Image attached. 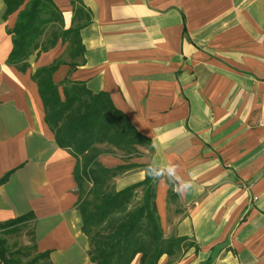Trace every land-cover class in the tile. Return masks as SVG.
Here are the masks:
<instances>
[{"label":"crops","instance_id":"1","mask_svg":"<svg viewBox=\"0 0 264 264\" xmlns=\"http://www.w3.org/2000/svg\"><path fill=\"white\" fill-rule=\"evenodd\" d=\"M50 1L61 15L52 24L76 37L16 64L8 61L9 30L18 11L5 17L0 0V178L9 173L0 223L29 216L0 229L7 257L96 264L82 229L77 158L56 143L33 78L67 43L75 56L52 75L61 98L67 77L105 92L151 142L136 145L130 162L161 174L155 205L164 237L191 244L157 264H264V0ZM99 160L124 163L117 152ZM144 177L139 166L111 185L121 190Z\"/></svg>","mask_w":264,"mask_h":264},{"label":"trees","instance_id":"2","mask_svg":"<svg viewBox=\"0 0 264 264\" xmlns=\"http://www.w3.org/2000/svg\"><path fill=\"white\" fill-rule=\"evenodd\" d=\"M4 0L5 17L18 11L16 22L9 33L12 49L8 61L22 62L54 47L61 38L76 37L75 30H52L45 43L39 39L47 26L61 20L50 0ZM63 62L57 59L48 66L39 67L33 73L38 84L45 121L55 134L56 143L68 149L76 158L75 177L80 188L79 210L82 229L89 239L88 254L96 264H131L137 255L140 264H157L163 255L182 256L191 246L185 238H165L155 205V189L161 174L150 164H137L130 160L139 155L136 145L151 142L139 134L129 118L117 109L105 92L93 93L83 82L63 80V99L53 73ZM23 69L27 63L23 64ZM75 64L71 65V69ZM98 145H108L103 150ZM123 152L122 164L108 167L99 155L113 150ZM115 152V151H114ZM143 167L145 177L121 190L111 182L114 177L135 168ZM9 173L0 178L3 183ZM142 195L139 197V192ZM169 196H174L171 189ZM29 216H19L0 223V229L17 226ZM186 245V246H185ZM185 246V247H184ZM21 253V252H19ZM44 255V254H43ZM41 255L24 264H37ZM0 257L4 264H22L21 259L7 257L4 238L0 237Z\"/></svg>","mask_w":264,"mask_h":264},{"label":"rangeland","instance_id":"3","mask_svg":"<svg viewBox=\"0 0 264 264\" xmlns=\"http://www.w3.org/2000/svg\"><path fill=\"white\" fill-rule=\"evenodd\" d=\"M52 30H57L59 31V28L56 27V25L54 24H49L45 30V32L43 33V35L40 37L39 39V42L40 43H45L49 38H50V33ZM55 47V46H54ZM54 47H52V49H54ZM50 49H48L47 51H49ZM73 50H75L74 46H71V44H63L62 46H59V48L57 49V52L60 54L58 60L59 62L63 60L64 61H67L68 64H70V62L72 61L73 57L75 55H73ZM108 145H102L101 148L103 150H108ZM117 152L118 156H123V152L120 151V150H113V152ZM105 153V152H104ZM23 232V230L20 232V234ZM18 235V234H16ZM19 240V239H17ZM18 242V241H17ZM19 243V242H18ZM30 246V244H28ZM28 245H25L23 244L21 247H20V250H22L23 252H27L28 250H30L29 246ZM23 257V255H22ZM24 259V258H23Z\"/></svg>","mask_w":264,"mask_h":264},{"label":"clouds","instance_id":"4","mask_svg":"<svg viewBox=\"0 0 264 264\" xmlns=\"http://www.w3.org/2000/svg\"><path fill=\"white\" fill-rule=\"evenodd\" d=\"M177 194L182 196L184 193L183 192H177Z\"/></svg>","mask_w":264,"mask_h":264}]
</instances>
